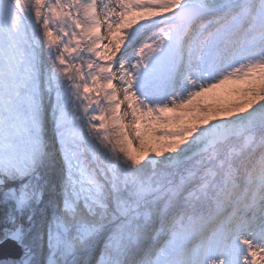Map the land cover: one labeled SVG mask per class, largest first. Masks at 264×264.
Returning <instances> with one entry per match:
<instances>
[{"label": "snow or ice", "instance_id": "1", "mask_svg": "<svg viewBox=\"0 0 264 264\" xmlns=\"http://www.w3.org/2000/svg\"><path fill=\"white\" fill-rule=\"evenodd\" d=\"M0 264H264V0H0Z\"/></svg>", "mask_w": 264, "mask_h": 264}, {"label": "rangeland", "instance_id": "2", "mask_svg": "<svg viewBox=\"0 0 264 264\" xmlns=\"http://www.w3.org/2000/svg\"><path fill=\"white\" fill-rule=\"evenodd\" d=\"M243 85H239L233 82H228L224 84V86H220V88L213 90V92L206 94L207 101H221L222 93L229 95L231 91L236 90L238 87H242ZM220 104H222L220 102Z\"/></svg>", "mask_w": 264, "mask_h": 264}, {"label": "bare ground", "instance_id": "3", "mask_svg": "<svg viewBox=\"0 0 264 264\" xmlns=\"http://www.w3.org/2000/svg\"><path fill=\"white\" fill-rule=\"evenodd\" d=\"M222 86H224V85H222ZM240 88L241 87H238L236 90H234V91L232 90L229 95H226V94L222 93V100L221 101H212V102L207 101V102L208 103H215V104H220V102H221L222 104H227V103L232 102L233 100L242 99L243 98V93L237 91Z\"/></svg>", "mask_w": 264, "mask_h": 264}]
</instances>
